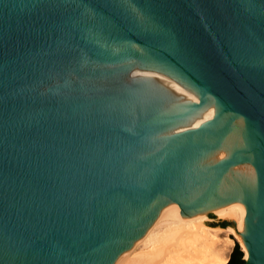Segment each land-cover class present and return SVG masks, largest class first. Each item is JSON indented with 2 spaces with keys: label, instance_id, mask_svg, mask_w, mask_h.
I'll return each instance as SVG.
<instances>
[{
  "label": "water",
  "instance_id": "obj_1",
  "mask_svg": "<svg viewBox=\"0 0 264 264\" xmlns=\"http://www.w3.org/2000/svg\"><path fill=\"white\" fill-rule=\"evenodd\" d=\"M230 203L264 264V0H0V264H124Z\"/></svg>",
  "mask_w": 264,
  "mask_h": 264
},
{
  "label": "bare ground",
  "instance_id": "obj_2",
  "mask_svg": "<svg viewBox=\"0 0 264 264\" xmlns=\"http://www.w3.org/2000/svg\"><path fill=\"white\" fill-rule=\"evenodd\" d=\"M213 212L236 222L239 242L249 258V250L239 232L246 230V220L235 209L233 203L213 209ZM206 212L195 213L189 220L181 218L167 223L149 237L124 264H225L228 261L226 250L228 244L221 245L222 251L216 247L220 241L215 229L204 223ZM214 230V231H213ZM234 231L233 226L227 227ZM230 243L234 242L230 238ZM229 241L227 240L226 243ZM232 247V246H231ZM230 247V248H231ZM139 250V251H138Z\"/></svg>",
  "mask_w": 264,
  "mask_h": 264
},
{
  "label": "rangeland",
  "instance_id": "obj_3",
  "mask_svg": "<svg viewBox=\"0 0 264 264\" xmlns=\"http://www.w3.org/2000/svg\"><path fill=\"white\" fill-rule=\"evenodd\" d=\"M227 219H231V218H226V217H223L221 214H218L216 212H212V213L207 214V218L204 220V223H206L208 226H210L212 228L221 229L220 232H217L219 237H220V241L221 242H218L216 247H217V249L219 251H222L221 249H222L223 246H221V245L225 246V244H228V248H227L225 254L226 255L228 254V258H229L235 243L237 241L239 242V239H238V233L235 232L236 231V222H235V220H234V222H232L230 220L228 221V223H229L228 225L233 226L234 229H235L234 231H228L227 230L228 225L223 226V225L219 224L220 222L226 221ZM230 238L233 239L234 242L230 243L231 242ZM227 240L229 241L228 243H226ZM138 249H140V248H138Z\"/></svg>",
  "mask_w": 264,
  "mask_h": 264
},
{
  "label": "trees",
  "instance_id": "obj_4",
  "mask_svg": "<svg viewBox=\"0 0 264 264\" xmlns=\"http://www.w3.org/2000/svg\"><path fill=\"white\" fill-rule=\"evenodd\" d=\"M225 225H228V221H224ZM237 241L231 251L229 260L225 264H245V252Z\"/></svg>",
  "mask_w": 264,
  "mask_h": 264
},
{
  "label": "flooded vegetation",
  "instance_id": "obj_5",
  "mask_svg": "<svg viewBox=\"0 0 264 264\" xmlns=\"http://www.w3.org/2000/svg\"><path fill=\"white\" fill-rule=\"evenodd\" d=\"M219 224H221V225L225 226V222H224V221H223V222H220Z\"/></svg>",
  "mask_w": 264,
  "mask_h": 264
}]
</instances>
